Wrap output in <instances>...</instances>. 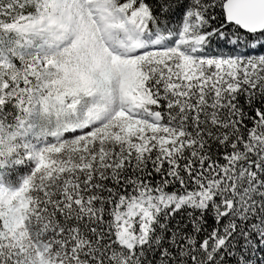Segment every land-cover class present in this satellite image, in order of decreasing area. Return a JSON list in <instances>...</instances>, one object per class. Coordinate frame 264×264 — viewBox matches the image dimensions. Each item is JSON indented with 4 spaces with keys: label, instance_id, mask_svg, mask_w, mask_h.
I'll list each match as a JSON object with an SVG mask.
<instances>
[{
    "label": "snow or ice",
    "instance_id": "6c2138e0",
    "mask_svg": "<svg viewBox=\"0 0 264 264\" xmlns=\"http://www.w3.org/2000/svg\"><path fill=\"white\" fill-rule=\"evenodd\" d=\"M0 264H264V0H0Z\"/></svg>",
    "mask_w": 264,
    "mask_h": 264
}]
</instances>
